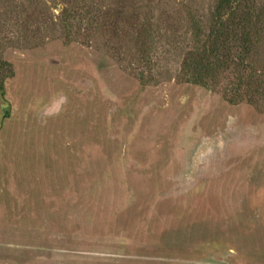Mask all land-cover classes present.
Returning a JSON list of instances; mask_svg holds the SVG:
<instances>
[{
  "label": "rangeland",
  "instance_id": "374dc122",
  "mask_svg": "<svg viewBox=\"0 0 264 264\" xmlns=\"http://www.w3.org/2000/svg\"><path fill=\"white\" fill-rule=\"evenodd\" d=\"M255 1L249 67L200 80L217 0H0V264H264Z\"/></svg>",
  "mask_w": 264,
  "mask_h": 264
},
{
  "label": "trees",
  "instance_id": "16d2710c",
  "mask_svg": "<svg viewBox=\"0 0 264 264\" xmlns=\"http://www.w3.org/2000/svg\"><path fill=\"white\" fill-rule=\"evenodd\" d=\"M260 6L255 0H217L208 30L200 26L194 27L196 47L186 58V64L194 68V71H198L200 80L215 78L220 70L231 66L242 71L249 67L244 66V63L251 59L255 52L253 46L257 45L256 35L263 24L261 19L263 13L258 10ZM64 11L66 13L67 9ZM71 11L76 14L73 7ZM65 19L70 20V14L66 15ZM7 66L5 63L0 64V75L9 70ZM250 69L252 72L248 89H253L257 93L264 91V72L251 67ZM0 94H3L1 80Z\"/></svg>",
  "mask_w": 264,
  "mask_h": 264
},
{
  "label": "clouds",
  "instance_id": "9594fccd",
  "mask_svg": "<svg viewBox=\"0 0 264 264\" xmlns=\"http://www.w3.org/2000/svg\"><path fill=\"white\" fill-rule=\"evenodd\" d=\"M63 99H64V100H65V102H66V99H67V98H66V97H63Z\"/></svg>",
  "mask_w": 264,
  "mask_h": 264
}]
</instances>
